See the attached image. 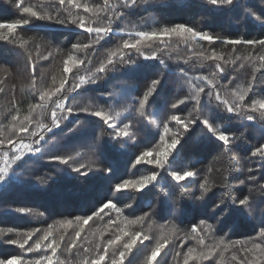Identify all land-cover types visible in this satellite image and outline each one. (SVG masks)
I'll list each match as a JSON object with an SVG mask.
<instances>
[{"label": "snow or ice", "instance_id": "snow-or-ice-1", "mask_svg": "<svg viewBox=\"0 0 264 264\" xmlns=\"http://www.w3.org/2000/svg\"><path fill=\"white\" fill-rule=\"evenodd\" d=\"M149 3L150 0H15L14 7L21 18L0 21V42L20 50L19 70L27 74L26 81L9 84L12 69L0 66V95L10 97L0 114V185H12L16 168L26 158L45 155L44 145L51 143V138L46 137H55L54 130L66 129L73 134L82 130L85 122L75 119L78 114L97 118L109 131L102 129L92 135L84 151L47 155L46 159L84 177L96 171L115 176L112 166L104 167L97 159V148L105 136L116 142L112 148L119 151L137 139L141 125L149 135L153 126L160 130L158 138L153 137L154 143L147 140L149 146L130 159L132 169L139 165L152 166L151 169L135 178L116 177L119 182L109 184L98 206L81 209L84 214L60 219L45 228L0 227V237H8L4 242L20 250L19 254L0 257V264H133L130 257L140 247L146 249L141 264H159L158 258L169 245L176 248L171 264H264V226L247 239L231 240L227 233L217 235V227L229 212L249 214L255 194L264 199V182L254 174L264 172V143L250 152L255 167L247 169L248 192L242 197L230 195L229 176L237 160L231 152L243 133L238 136L230 131L219 116L226 113L229 120L236 118L245 126L255 127L258 122L264 126V95L255 91L264 85V37L227 38L188 23L141 26L132 20L125 22L129 11ZM206 3L230 7L237 0ZM249 14L264 23V14L250 9ZM41 21L75 30L76 41L65 49L38 38L33 26ZM28 32L32 34L26 35ZM104 44L111 46L103 48ZM223 46H230V50L225 51ZM166 60L177 66L176 79L181 90H186L178 99H162L172 72ZM143 61H156L161 68L139 95L135 94L138 89L125 87L119 93H102L100 99L106 101L103 104L84 99L91 86L114 79L115 73H135ZM41 62H47L49 67L38 72ZM246 67L250 75L239 78L237 74ZM17 88L34 102L22 109L16 98ZM182 105L185 109H181ZM198 125L221 145L222 151L214 159L219 163L220 156H224L227 163L197 168L195 165L201 162L196 160L181 170H173L180 162L178 146L183 147L185 136ZM198 175L196 200L207 203L214 190H225L213 203L211 215L201 213L207 219H198L188 230L181 229L166 200L162 212L168 218L163 223L152 219V211L135 214L137 196H145L157 187L164 197L169 196L161 186L164 176L179 184L191 183ZM186 191L181 186V192ZM14 211L25 216L43 215L31 207H17ZM90 221L94 226L89 225ZM186 244V250L181 251Z\"/></svg>", "mask_w": 264, "mask_h": 264}, {"label": "trees", "instance_id": "trees-1", "mask_svg": "<svg viewBox=\"0 0 264 264\" xmlns=\"http://www.w3.org/2000/svg\"><path fill=\"white\" fill-rule=\"evenodd\" d=\"M14 3L15 0H12L11 3L8 0H0V21L10 22L13 19L21 18L14 7ZM249 9L258 14H264V0H237L236 5L230 7L212 6L207 4L206 0H150L148 5L129 11L125 22L132 20L141 23V26H144L145 23L152 26L188 23L227 38L254 39L264 37V23L255 20L249 14ZM141 17L144 18L143 21H141ZM33 27L38 38L43 37L47 41L60 44L65 49L70 48L71 43L75 42L77 38L75 30H70L54 22H36ZM31 34L32 32L26 33V35ZM81 39L84 37L81 36ZM109 46L111 45L104 44L103 48ZM216 46L220 47L218 43ZM223 47L225 51L230 50V46ZM103 48L100 49L101 53ZM166 63L172 72L167 77L168 83L162 99H178L185 94L186 90H181L176 79L177 66L171 61L166 60ZM21 65L20 50L7 42H0V66L9 67L13 72L9 84L27 80L26 72L19 70ZM48 67L47 62H41L37 66V71ZM160 68L161 66L156 61H143L140 70L135 73L124 75L115 73L113 74L114 79L91 86L84 99L103 104L106 101L100 99L102 93L109 91L119 93L125 87L138 89L135 94L139 95ZM225 75L227 76L228 73ZM237 75L243 79L250 75V69L246 67ZM45 77L49 78L50 74L45 72ZM255 91L257 95H264V85L259 86ZM16 98L20 101L22 109L26 108L29 102H34V98L31 96L22 95L19 88H17ZM9 99L10 97L0 95V105L3 106L0 107V114L8 106ZM187 108L190 109L191 105H188ZM181 109H185V106L182 105ZM219 116L220 122L227 123L230 131L237 133L238 136L243 133V136L232 148L231 155L236 156L237 160L233 162L229 176L230 195L242 197L250 187L247 182L249 175L247 169L255 167L254 158L250 157V152L259 144L264 143V126L260 125L259 122L255 127L245 126L236 118L229 120L226 113H220ZM75 119L85 122L82 130L75 134L68 133L66 129L64 131L54 130L57 133L55 137H52V134L46 137V139L51 138V143L44 145L45 155L37 154L33 158H26L16 168V178L12 185H0V227H14L19 230H28L33 227L45 228L60 219L82 215L84 212L81 209L93 205L98 206L109 184L119 182L116 177L135 178L151 169L152 166L144 165H139L136 169L130 167V159L134 158L133 154H139V151L149 146L146 143L147 140L154 143L153 137L158 138L159 129L153 126L151 135H149L144 131L142 125L139 128L137 139L124 144L119 151L112 148L116 142L108 136L103 138L101 145L97 148L98 162L104 167L112 166L115 176L96 171L84 177L72 172L66 165L49 162L46 159L47 155L73 154L75 151H84L90 143L92 135L98 134L102 129L106 132L109 131L95 117L78 114ZM181 143L183 147L178 146L181 153L180 162L173 167V170H181L196 160L201 162L195 165L197 168H205L210 163L216 167H219L220 163H227V157L224 156H220L219 163L214 159L221 153V145L208 135L202 126L198 125L190 134L185 136ZM254 174L261 182H264V172L257 171ZM216 175L219 180V174ZM199 180L200 175L192 179L191 183L183 181L177 184L171 181L169 177L164 176L161 186L168 191L169 196L164 197L159 187L154 188L145 196H137V204L134 205L137 209L135 214L139 215L142 211H152V219L158 224L163 223L164 219L168 218L162 212L163 202L166 200L168 210L176 213V224L181 229L188 230L198 219L208 218L207 215H201V213L212 214L213 203L225 191L224 189L214 190L213 193L209 194L207 203L198 201L195 197L199 195L197 190ZM181 186L187 191L182 193ZM255 195L257 198L250 206L249 214L239 211L229 212L223 219V223L217 227V235L227 233V238L231 240L247 239L254 236L259 227L264 226V199H260L258 193ZM150 204L152 205L151 209L149 208ZM17 207H31L35 212H42L43 215L25 216L14 211ZM89 225L94 226L92 221L89 222ZM7 238L0 237V257L3 258L20 252L16 246L4 242ZM187 247L186 244L181 251H185ZM145 251L146 249L143 247L134 251L133 257H130L133 259V264H141ZM175 251L176 248L169 245L158 258L159 264H171Z\"/></svg>", "mask_w": 264, "mask_h": 264}]
</instances>
